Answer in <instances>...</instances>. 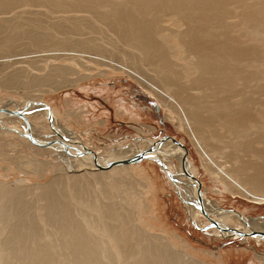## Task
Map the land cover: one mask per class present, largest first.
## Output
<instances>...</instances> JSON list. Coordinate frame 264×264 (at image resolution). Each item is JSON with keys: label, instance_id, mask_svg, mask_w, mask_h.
<instances>
[{"label": "bare ground", "instance_id": "6f19581e", "mask_svg": "<svg viewBox=\"0 0 264 264\" xmlns=\"http://www.w3.org/2000/svg\"><path fill=\"white\" fill-rule=\"evenodd\" d=\"M52 55L100 67V74L127 72L144 83L186 128L208 171L228 190L264 202V0H0V88L32 98L20 104L2 100L0 124L5 119L6 126L0 136L19 133L20 141L43 151L58 146L63 158L88 168L75 174L59 168L50 181L31 185L0 181V264H201L132 216L149 214L146 171L137 163L147 159L157 161L174 183L189 184L184 190L194 197L186 203L201 223L200 179L189 155L185 165L183 147L169 139L106 151L85 146L67 128L74 127L72 114L79 115L70 111L58 118L42 99L91 75L68 79L77 68L47 65ZM46 67L42 75L33 72ZM40 109L47 111L52 133L39 132L27 117ZM4 117L20 119L23 126L7 127ZM16 140L0 139V152L17 148ZM222 142L244 147L248 159L228 170L216 168ZM172 156L182 166L176 174ZM11 160L39 173L52 165L30 156ZM216 207L202 191L207 215ZM214 221L223 236L244 232L264 239L262 218L222 211Z\"/></svg>", "mask_w": 264, "mask_h": 264}, {"label": "rangeland", "instance_id": "374dc122", "mask_svg": "<svg viewBox=\"0 0 264 264\" xmlns=\"http://www.w3.org/2000/svg\"><path fill=\"white\" fill-rule=\"evenodd\" d=\"M48 59L50 61L46 64L49 66L54 63L77 68L74 69L76 72L67 75L68 79L78 78V75L74 73L91 75V77L83 79L77 85L61 88L52 91V93L48 92L44 94L42 99L43 102L56 110L58 118L61 114L70 111H74L81 116L80 118L76 114H72L69 122L74 127L67 126V128L80 136L85 146L89 145L92 150L96 151H106L110 148L127 149L137 141L159 140L166 135L175 137L187 147L190 164L192 163L196 168V176L200 179L204 196H207L209 201L217 203V207L212 212L208 211L209 216L204 214L198 205L196 213L201 212L203 214L199 224L198 220L192 215L190 206L186 203V198L190 200L194 197V195L191 196L184 190L185 185L189 184L181 181L178 184L174 183L166 173L167 171L162 170L157 161L148 163V160L145 159L137 163H143L141 165L145 166L143 168L146 171L145 175L148 177H146L147 181L145 180L148 187L143 188V191L145 190L144 196L147 200L146 203L149 205V214L139 219L138 213L136 211L132 212V216L142 227L147 229L151 225L153 228L147 229L149 232L165 233L166 240H169L174 249L186 251L196 256L201 264H264L263 238L256 240L254 236L250 235L232 236L228 234L223 236L225 234L222 231H217L218 229L212 221L216 214L222 211L236 212L242 217L264 219V202H257L253 198L246 197L239 193L237 189L228 190L214 173L208 171V162L204 160L201 151L195 145L186 128L180 125L178 119L172 117V112L165 108L163 102L154 92L127 72L110 70L106 74H100V67L91 61H88L87 64L98 67L97 69L84 68L77 60L60 59L53 57V55L52 59ZM28 67L32 68L30 65ZM48 70L49 67H46L43 70H33V72L42 75ZM21 89H25V87L23 86ZM5 95H9V97H5ZM7 98L13 99L17 104L24 100H32V98L19 92L8 94L0 88V105L2 100L5 102ZM8 102L10 101L8 100ZM46 112L41 109L36 110L33 112L34 114L32 112L27 114V117H33L31 120L35 122L33 124L39 132L41 130L44 133H48V131L52 133ZM15 119L6 118L10 123H7V127L19 128L23 126L20 119ZM60 120V123L65 124L64 120ZM2 126H6L5 119L4 124H0V133L3 131ZM10 133L9 136H0V139L11 141L17 139L18 146L15 149L5 148L0 152V181L2 182H21L24 185H31L50 181L59 173V168L69 174L82 173L88 170V168L81 166L83 161L73 162L71 159L63 158L62 156L65 155L61 154L58 146H55L52 151L39 150L41 148L32 149V147L20 141L19 136L21 134ZM38 134L39 136L42 135L41 133ZM47 136H51V134ZM219 145H217L218 151H216L213 159L215 167L218 169H220V166H225L224 168L228 170L248 159V153L243 149L244 147L238 146V149H236L234 144L229 142H222ZM178 150L180 152L181 149L178 148ZM21 156H30V158L44 161L47 164L51 162L52 165H49L50 167L45 172L39 173L33 171L31 167L20 168L14 161H10V159L14 160V158ZM172 158L171 164L173 170H175L174 174H176L179 172L177 169L180 165L176 157L172 156ZM139 199L142 200L143 198ZM230 220V224L234 227L240 225L237 224L236 220ZM176 250H174L175 253Z\"/></svg>", "mask_w": 264, "mask_h": 264}, {"label": "water", "instance_id": "95a60500", "mask_svg": "<svg viewBox=\"0 0 264 264\" xmlns=\"http://www.w3.org/2000/svg\"><path fill=\"white\" fill-rule=\"evenodd\" d=\"M4 111H6V109H4V108H1V109H0V113H1V112H4ZM30 137H31V136H30ZM164 139H169V140H171V141L177 143V144L180 145L181 147H183V149H184L183 163L186 165V158H187L188 150H187V147L185 146V144H184L183 142H181L180 140H177L175 137L168 136V135H166V136L163 137V138H160V139L158 140V142H156V143H158V144L160 145ZM154 149H155V148H154ZM154 149H153V150H154ZM92 154H93V153H92ZM143 157H145V155H139V156H137V158H140V159L143 158ZM93 158H94V160H97V158H96V156H95L94 154H93ZM187 172H188V170H187ZM188 174H189L191 180H193V181H197L196 178L193 176L192 173L188 172ZM197 182H198V181H197ZM197 184H198V185H197L198 202H199V205L201 206V207H200V210H201L202 212H204L205 214H207V213L205 212V210L202 208V190H201V182L199 181ZM212 221H213V223H214L215 225H217V222H216V221H214V220H212ZM241 235L244 236L245 233L242 232Z\"/></svg>", "mask_w": 264, "mask_h": 264}]
</instances>
